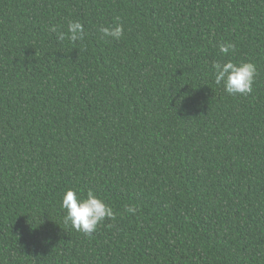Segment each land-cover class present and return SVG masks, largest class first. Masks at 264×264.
Masks as SVG:
<instances>
[{
  "label": "trees",
  "instance_id": "16d2710c",
  "mask_svg": "<svg viewBox=\"0 0 264 264\" xmlns=\"http://www.w3.org/2000/svg\"><path fill=\"white\" fill-rule=\"evenodd\" d=\"M69 188L115 219L65 224ZM0 264H264V0H0Z\"/></svg>",
  "mask_w": 264,
  "mask_h": 264
},
{
  "label": "clouds",
  "instance_id": "9594fccd",
  "mask_svg": "<svg viewBox=\"0 0 264 264\" xmlns=\"http://www.w3.org/2000/svg\"><path fill=\"white\" fill-rule=\"evenodd\" d=\"M119 21V17L116 18ZM50 32L57 33L60 41L69 39L76 43L85 37V29L80 21H69L67 32L58 31L57 26L52 25ZM98 31L102 38H112L119 40L124 34L123 23L117 22L112 27L101 26ZM235 45L231 42L221 43L219 50L227 56ZM214 79L217 85H223L228 95H248L253 91V84L257 75V66L251 61H216L213 63ZM62 208L66 210L64 223L70 224L78 232L91 236L97 227L105 219H115L113 208L102 198L98 197L92 189L84 195L79 189L69 188L65 191L62 200ZM125 211L136 214L137 209L133 205H126Z\"/></svg>",
  "mask_w": 264,
  "mask_h": 264
}]
</instances>
